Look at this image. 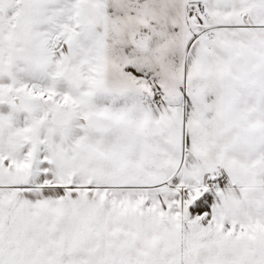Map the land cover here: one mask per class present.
<instances>
[{
    "label": "snow or ice",
    "instance_id": "1",
    "mask_svg": "<svg viewBox=\"0 0 264 264\" xmlns=\"http://www.w3.org/2000/svg\"><path fill=\"white\" fill-rule=\"evenodd\" d=\"M0 264H264V0H0Z\"/></svg>",
    "mask_w": 264,
    "mask_h": 264
}]
</instances>
